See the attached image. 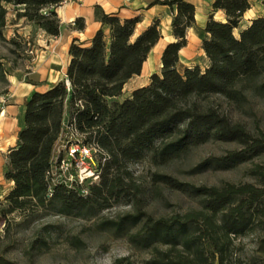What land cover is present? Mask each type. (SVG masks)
I'll return each instance as SVG.
<instances>
[{"label": "trees", "instance_id": "obj_1", "mask_svg": "<svg viewBox=\"0 0 264 264\" xmlns=\"http://www.w3.org/2000/svg\"><path fill=\"white\" fill-rule=\"evenodd\" d=\"M58 0H0V42L13 45V58L22 55L25 42L6 37V14L56 36L60 21ZM167 5L173 41L160 56L158 72L122 100L128 80L160 38L158 19L137 32L140 18H120L94 7L100 23L87 42L72 40L65 76L44 91H32L23 101L15 144L4 155L2 175L10 186L0 201L6 224L17 213L28 218L40 209L90 218L111 203L130 210L99 225L124 237L135 250L147 252L141 264H264V129L232 121L212 96L241 107L247 92L264 98V16L243 19L250 0H213L203 28L195 25L194 6L187 0H154ZM83 28V19L74 20ZM193 27L200 39L205 64L181 66L179 50ZM21 51V52H19ZM23 51H26L24 49ZM31 59L29 55L26 56ZM7 70L0 57V81ZM64 124L81 135V142L104 154L96 181L66 185L51 175L54 145ZM207 142L234 143L220 156L199 161L188 172L231 169L247 161L251 180L220 185L194 184L152 171L142 186L128 170L131 163L148 160L164 166L185 157ZM100 157V156H99ZM178 191L194 204L183 212L154 216L145 209L148 192ZM40 243H44L40 241ZM0 264H17L0 256ZM113 264H134L128 257Z\"/></svg>", "mask_w": 264, "mask_h": 264}, {"label": "rangeland", "instance_id": "obj_2", "mask_svg": "<svg viewBox=\"0 0 264 264\" xmlns=\"http://www.w3.org/2000/svg\"><path fill=\"white\" fill-rule=\"evenodd\" d=\"M248 20L250 18H243ZM5 36L16 37L25 42L24 49L19 51L21 57L15 58L10 52L13 45L0 42V57L7 70L6 82L0 81V201L7 192L10 184L4 180L2 171L4 155L13 145L16 119L13 121L10 112L15 113L14 108L7 111V105L12 100L13 75H22L26 71L39 70L43 67L41 56L46 58V37L32 27L24 19H15L12 7L8 5L6 14ZM45 54V55H44ZM29 55L31 59L26 56ZM193 60L201 66L204 58L199 55L197 48ZM42 62V63H41ZM31 63V65H30ZM28 77H34L33 73ZM147 72L144 70L138 76L129 79L124 85L121 94L115 100H122L130 92L146 81ZM247 101L236 107L228 103L220 96H212L213 103L218 105L220 111L226 113L232 121L244 123L248 129H252L258 123L264 129V98L258 97L252 92H247ZM5 110V111H4ZM64 124L58 141L54 145V152L62 149L65 139L70 137L69 132H74ZM81 139V135H79ZM93 146V145H92ZM234 143L207 142L193 148L185 157L174 160L164 166H153L146 159L131 163L128 170L142 186H149V175L152 171L168 173L180 181L194 184L220 185L224 182H246L250 176L246 173L254 162L262 159L247 161L231 169H205L191 174L189 168L208 157L220 156L227 150L234 149ZM55 154V153H54ZM56 180V179H54ZM161 193H147L145 209L152 215L159 216L171 212H183L194 204L184 194L162 189ZM130 210V206L122 203H111L102 209L97 215L90 218H80L56 214L48 209H40L28 218L17 213L11 214V221L6 224L0 215V256L17 264H113L116 258L128 257L134 264H141L148 256L147 252L135 250L124 237H116L112 231L101 227L99 223L105 219H113ZM44 243H40L43 241Z\"/></svg>", "mask_w": 264, "mask_h": 264}, {"label": "crops", "instance_id": "obj_3", "mask_svg": "<svg viewBox=\"0 0 264 264\" xmlns=\"http://www.w3.org/2000/svg\"><path fill=\"white\" fill-rule=\"evenodd\" d=\"M194 6L195 25L203 28L206 19L210 13H213L215 19L224 18L221 10L212 11L213 0H187ZM251 5L244 14L243 18H254L264 16V0H250ZM100 7L105 13L116 14L120 18L138 17L140 20L136 24V31L139 32L158 19L160 28V38L150 50L146 60L142 63L141 72L146 70L147 79L139 86L148 83L149 75L152 72H158L160 68V56L165 45L174 40L171 33V20L174 12L167 5L154 3V0H71L62 5H56L55 11L60 21V31L56 36L48 35L43 30L32 27L40 31L46 37V58L42 55L43 67L39 70L26 71L22 75H13L12 78V100L7 105V111L14 108L15 113L10 112L13 121L16 119V129L13 145L17 131L21 125L23 115V101L32 91H44L52 84L61 80L65 76L67 64L69 61L68 48L72 40L78 42H87L94 32L99 28L100 23L95 20L94 7ZM83 19V28L75 27L74 20ZM197 48L199 55H203L200 47V39L195 29L189 27L186 31V45L179 50L178 63L181 66H192L197 64L193 60L194 52ZM44 54V55H45ZM41 62V63H42ZM206 60L204 58L205 64ZM31 65V63H30ZM30 78L28 75L32 74ZM139 73V74H140ZM134 75L133 77L138 76ZM131 77L130 79H132ZM137 86V87H139ZM5 111V110H4ZM12 145V146H13Z\"/></svg>", "mask_w": 264, "mask_h": 264}, {"label": "built area", "instance_id": "obj_4", "mask_svg": "<svg viewBox=\"0 0 264 264\" xmlns=\"http://www.w3.org/2000/svg\"><path fill=\"white\" fill-rule=\"evenodd\" d=\"M69 1L58 0L57 5ZM69 128L75 133L69 132L70 137L65 139L63 148L53 153L51 175L68 186L73 182L96 181L99 175L98 161H104L105 154L94 145L83 144L76 129L72 126Z\"/></svg>", "mask_w": 264, "mask_h": 264}]
</instances>
